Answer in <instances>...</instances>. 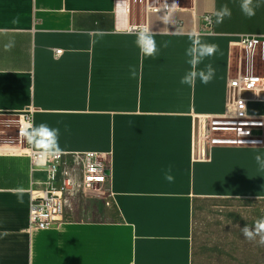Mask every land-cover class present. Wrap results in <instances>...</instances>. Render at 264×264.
Here are the masks:
<instances>
[{"label":"crops","instance_id":"1","mask_svg":"<svg viewBox=\"0 0 264 264\" xmlns=\"http://www.w3.org/2000/svg\"><path fill=\"white\" fill-rule=\"evenodd\" d=\"M162 4L0 0V264H194L199 201L264 200L255 161L264 154V91L241 93L248 118L263 122L253 130L258 146L212 145L200 158L197 145L203 121L234 120L232 79L264 77L239 46L241 36L264 38V5L248 18L239 0H189L165 23L153 10ZM225 4L231 18L208 25L205 14ZM140 25L155 33L154 58L134 43ZM194 31L219 50L199 66L211 63L214 79L189 87L180 79ZM27 111L32 124L60 130L63 169L77 153L105 159L109 219L66 211L58 227L29 228L32 192L47 189L48 173L19 139Z\"/></svg>","mask_w":264,"mask_h":264},{"label":"built area","instance_id":"2","mask_svg":"<svg viewBox=\"0 0 264 264\" xmlns=\"http://www.w3.org/2000/svg\"><path fill=\"white\" fill-rule=\"evenodd\" d=\"M176 3L178 8L179 1L164 2L162 5H156L153 10L160 11L164 16L169 15L168 9ZM211 14H205L204 21L210 25L208 17ZM179 25V24H177ZM136 31L137 28H134ZM264 40L253 36H241L239 46L245 52L252 53V50ZM249 57V56H248ZM230 83L228 100L234 106L235 116L232 121H203L197 134V145L200 158L207 156L208 148L212 145H249L251 141H260L255 136L253 130L262 127V121H255L248 118L245 113V100L241 98L244 91H253L256 93L264 91V77H249L241 73ZM33 113L27 111L19 122V139L23 141L28 150L32 162L38 166L46 168L48 173L47 189L41 194L32 192V201L30 207V229L47 230L58 227L64 222V215L71 204V200L79 193L96 189L100 191L106 184V161L97 153H77L74 154V166L71 169H63L61 161L66 155L62 153L59 158H51L34 154L33 148L27 143V140L20 135L22 128H27L32 124ZM247 133V135H245ZM77 171L79 174H77Z\"/></svg>","mask_w":264,"mask_h":264},{"label":"rangeland","instance_id":"3","mask_svg":"<svg viewBox=\"0 0 264 264\" xmlns=\"http://www.w3.org/2000/svg\"><path fill=\"white\" fill-rule=\"evenodd\" d=\"M178 1L184 5L189 0ZM245 55H252V66L254 60L258 73L264 76V40ZM243 65L248 67V60L245 59ZM67 211L94 220L109 219L112 204L107 187L79 193L71 200ZM261 217H264V200L199 201L194 211V264H264V245L259 243L260 237L250 241L240 231L245 224L251 227Z\"/></svg>","mask_w":264,"mask_h":264},{"label":"clouds","instance_id":"4","mask_svg":"<svg viewBox=\"0 0 264 264\" xmlns=\"http://www.w3.org/2000/svg\"><path fill=\"white\" fill-rule=\"evenodd\" d=\"M264 5V0H239V7L241 12L248 18L255 15L256 8ZM176 3L168 9L169 15L164 17L165 23L170 20L171 13L175 10ZM232 12L227 4L222 5L220 9L216 10L210 17H208L209 22H214L220 24L225 18H231ZM97 35H102V33H97ZM190 44L185 51V55L188 57L187 64L189 65V70L181 77L180 83L182 85H187L193 87L197 81L200 80L203 84L210 83L215 75L216 69L211 63H208L204 68L199 66L209 57L214 56L219 48L218 45L214 43H208L202 39V34L199 32H190L188 34ZM136 47L139 49L140 53L145 57H156L159 48L157 41L155 39V33L148 26L140 25L135 33ZM167 41L163 43V47L168 46ZM132 75H135V71L132 70ZM20 135L23 136L27 143L34 149V154L37 157H51L59 158L62 154V149L59 144L60 130L58 128L50 127L47 123H40L38 125L29 124L27 128H22L20 130ZM247 135V133H245ZM250 143L254 145H259L260 141H251ZM255 161L261 170H264V154H256ZM166 174V179L172 181L174 177L170 174ZM22 198V190H20ZM239 198V197H238ZM242 235L253 241L257 236L260 237L259 243L264 245V217L257 219L253 226L245 224L240 228Z\"/></svg>","mask_w":264,"mask_h":264},{"label":"bare ground","instance_id":"5","mask_svg":"<svg viewBox=\"0 0 264 264\" xmlns=\"http://www.w3.org/2000/svg\"><path fill=\"white\" fill-rule=\"evenodd\" d=\"M231 82H233L234 83V80L232 79V81Z\"/></svg>","mask_w":264,"mask_h":264},{"label":"water","instance_id":"6","mask_svg":"<svg viewBox=\"0 0 264 264\" xmlns=\"http://www.w3.org/2000/svg\"><path fill=\"white\" fill-rule=\"evenodd\" d=\"M243 93V92H242Z\"/></svg>","mask_w":264,"mask_h":264}]
</instances>
